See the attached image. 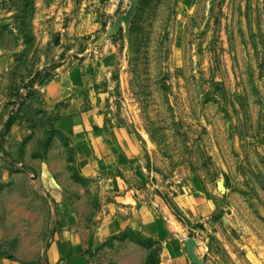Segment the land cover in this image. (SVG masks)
<instances>
[{
    "label": "rangeland",
    "instance_id": "rangeland-1",
    "mask_svg": "<svg viewBox=\"0 0 264 264\" xmlns=\"http://www.w3.org/2000/svg\"><path fill=\"white\" fill-rule=\"evenodd\" d=\"M89 61L86 104L134 147L137 198L187 225L190 262L264 264V0H0V231L58 163L78 181L39 87ZM195 190L212 214L190 224Z\"/></svg>",
    "mask_w": 264,
    "mask_h": 264
},
{
    "label": "crops",
    "instance_id": "crops-1",
    "mask_svg": "<svg viewBox=\"0 0 264 264\" xmlns=\"http://www.w3.org/2000/svg\"><path fill=\"white\" fill-rule=\"evenodd\" d=\"M96 69L93 61L59 68L39 87L52 125L74 145L79 178L65 160L51 168L37 186V212L9 217L0 231V264H192L187 225L137 198L134 147L101 108L86 104ZM179 206L190 224L212 214L197 190Z\"/></svg>",
    "mask_w": 264,
    "mask_h": 264
},
{
    "label": "trees",
    "instance_id": "trees-1",
    "mask_svg": "<svg viewBox=\"0 0 264 264\" xmlns=\"http://www.w3.org/2000/svg\"><path fill=\"white\" fill-rule=\"evenodd\" d=\"M36 79H38V75H36V76L34 77L33 81H35ZM21 99H22V97L19 96V97H18V102H19Z\"/></svg>",
    "mask_w": 264,
    "mask_h": 264
}]
</instances>
